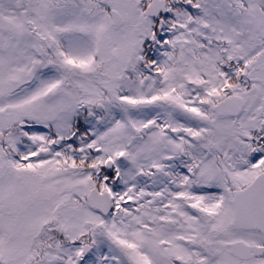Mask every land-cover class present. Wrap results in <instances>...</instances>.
<instances>
[{"label": "snow or ice", "instance_id": "6c2138e0", "mask_svg": "<svg viewBox=\"0 0 264 264\" xmlns=\"http://www.w3.org/2000/svg\"><path fill=\"white\" fill-rule=\"evenodd\" d=\"M0 264H264V0H0Z\"/></svg>", "mask_w": 264, "mask_h": 264}]
</instances>
